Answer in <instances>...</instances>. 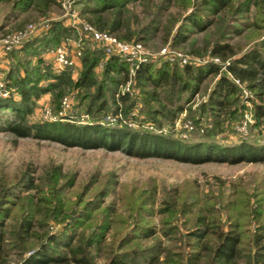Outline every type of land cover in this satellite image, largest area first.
<instances>
[{
	"label": "trees",
	"instance_id": "obj_1",
	"mask_svg": "<svg viewBox=\"0 0 264 264\" xmlns=\"http://www.w3.org/2000/svg\"><path fill=\"white\" fill-rule=\"evenodd\" d=\"M2 1L10 2L14 10H32L39 14H44L57 3L55 0H0ZM78 1L83 2L78 15L96 30L104 31L119 40L139 42L144 40L143 25H139L137 29L131 26L140 21L141 14L149 15L153 12L160 17L155 32L166 30L162 39L167 41V31L175 21L173 15L181 14L189 4L193 11L182 14L179 21L197 31L213 24L217 15L221 18L226 13H247L251 5V0H199L198 4L203 8L200 11L191 0ZM159 10H162L161 13H158ZM69 32L71 33L69 27L58 21L51 22L44 37L38 40L43 41L45 48L54 47L66 39ZM170 38L177 45L185 41L180 30ZM33 44H36L35 40L25 41L20 49H29ZM209 54L225 60L235 53L228 44L214 43ZM101 56L99 48L85 53L82 50V72L74 80L71 79V68L65 67L59 73H54L50 64H45L39 58L34 64L23 67L20 74L9 69L3 78V90L6 94L0 95V131H7L18 137L33 136L54 140L66 146L122 149L139 158L157 156L195 164L208 161L264 162V58L257 48L244 51L226 66L227 72L235 79L245 82L247 88L260 100V104H256L253 110L255 133L250 140L241 138L230 143L219 140L225 132L223 122L231 119L239 106L237 88L224 75H220L209 94L208 104L214 110V118L211 119V126H205L203 133L199 134L201 139H181L174 134V115L181 110L177 102L178 92L188 89L190 94L195 93L207 74H216L218 67L211 62L194 66L184 64L181 70L166 62L161 65L153 61L138 63L134 67L133 76L140 87L141 105L133 115L129 113V109L135 107L133 100H129L123 107L117 104L110 106L103 99L100 84L89 96L84 109L90 117L86 124L66 119L28 125L24 122L35 100L42 94L50 93L51 102H56L69 86L88 90L95 83L92 70ZM128 71L127 61L116 56L106 58L103 75L111 86L107 89L110 90L111 102L118 100L113 93ZM118 74H122L120 78L115 76ZM183 75L189 81H185ZM146 87L150 89H144ZM160 89L163 91L162 95L157 91ZM118 97L122 103L125 102L124 95ZM93 101L98 103L94 105ZM150 104L156 106L152 108L149 107ZM168 107L172 109H167ZM117 114H122L124 121L108 120L116 118ZM199 119L193 121L196 126L200 123ZM146 121L156 129L147 130L136 126L131 128L127 124L129 122L141 126ZM163 124L168 127L166 133H162ZM60 174L58 167L53 169L46 185H39L29 178L24 187L25 193L12 195L15 199L1 203L18 206L21 210L12 214V207L0 208V264H9L13 260L14 264H95L91 252L100 251L115 223L109 218L105 222L95 223L92 214L88 212V203L78 201V206L83 204L81 207L71 206L62 197V190L58 185ZM94 210L95 207L92 212ZM199 210L194 215L195 227L186 230L184 234L186 239L191 240L187 243L190 246L187 252L183 253L175 245H155L157 252L153 256L129 247L126 251H119L121 258L112 256L106 259L105 264H125L122 260L127 256L138 257L149 264H237L249 252L256 262L264 264L263 211H255L256 218L262 219L257 224V232L243 237L244 232L237 229L236 222H228L227 228L223 229L217 219L208 217L209 209L206 208L201 213H198ZM144 230L143 238H151L157 232L147 227ZM173 231L175 230L169 233ZM134 240L135 238H130L123 244L118 242L117 248H124Z\"/></svg>",
	"mask_w": 264,
	"mask_h": 264
},
{
	"label": "rangeland",
	"instance_id": "obj_2",
	"mask_svg": "<svg viewBox=\"0 0 264 264\" xmlns=\"http://www.w3.org/2000/svg\"><path fill=\"white\" fill-rule=\"evenodd\" d=\"M55 1L57 3L44 14L32 10L21 12L12 9L10 2H0V84H3L4 75L9 69L20 74L23 67L34 64L37 58L45 64H51V50L65 42L64 39L54 47L45 48L43 41L38 40L44 37L51 22L58 21L69 27L71 33L69 32L66 37L69 55L76 48L83 50V53L100 49L99 45L86 37L80 29L79 22L83 19L78 15V11L83 2L74 0L70 5L62 7L59 0ZM198 1L191 0V3H195V8L203 11ZM191 11L193 7L189 4L181 14L173 15L175 21L167 31L169 35L167 41L162 39L166 30L155 32L160 17L153 12L149 15H139L140 21L131 27L137 29L139 25H143L144 40L140 43L147 56L140 63L153 61L161 65L162 62H166L175 65L179 70L184 64L192 66L205 62L215 64L218 67L217 73L207 74L195 93L190 94L188 89L178 92L177 102L181 110L174 115L172 130L181 139H201L199 134L203 133L205 126H211V119L214 118L212 116L214 110L208 104L209 94L220 75H224L237 88L239 106L231 119L224 120L225 132L219 140L222 143L234 142L241 138L250 140L255 133L253 110L256 104H260V100L247 88L245 82L232 77L226 66L232 59L250 48L259 49L264 58V0H251L247 13H226L221 15V18L217 15L214 23L202 31L191 29L185 22L179 21L182 14ZM28 25L30 27L24 41L10 49L2 45L1 41L5 36ZM183 29L189 31L185 32ZM178 30L185 38L179 45L170 38ZM34 40L36 44L29 49H20L25 41ZM214 43L230 45L235 54L225 60L210 55L209 51ZM182 60L185 63H182ZM99 62L102 63L100 67ZM105 62L106 58L102 53L92 70L95 83L88 90L69 86L56 102H51L50 93H44L35 100L24 122L28 125L66 119L86 124L90 117L84 109L89 102V96L100 84L103 99L107 104L123 107L129 100H133L135 107L130 108L129 113L130 115L137 113L141 105V94L133 72L138 63L129 64L126 77L115 88L116 92L113 94L118 100L113 103L109 98L110 90H107L111 86L104 80L103 75ZM81 72L79 59L71 67V79L79 77ZM121 75L115 76L120 78ZM182 78L189 81L184 75ZM157 91L160 95L163 94L161 89ZM121 94L126 98L124 103L119 100L118 96ZM64 98L67 101L66 106L62 104ZM93 103L95 105L98 101ZM155 106L156 104L149 105L152 108ZM84 115H87V118H81ZM244 115L248 116V119L245 120L244 130L239 131ZM48 116L52 119H48ZM196 118H200L198 126L193 122ZM115 119L124 121L122 114L120 116L117 114L116 118H108L111 122ZM187 122L192 129L186 133V137H182L184 134L182 127ZM129 126L156 129L148 121L141 126L134 123ZM162 128V133H166L168 127L163 124ZM56 167L61 173L58 185L61 187L62 197L71 206L81 207L83 204L78 206V201L88 203V212L92 214L95 223L105 222L108 218L115 223L100 251L91 252L95 264H105L106 259L112 256L121 258L119 251H126L130 249L129 247H135L139 251H144L145 255L153 256L157 252L155 245L160 247L175 245L183 253L187 252L190 248L187 243L191 240L186 239L184 234L186 230L195 227L194 215L199 209L198 213L209 209L208 217L217 219L223 229L227 228L228 222H236L237 229L244 232L243 237L257 232V224L262 222V219L256 218L255 211L264 213V162L208 161L195 164L157 156L139 158L122 149L66 146L54 140L38 139L33 136L18 137L7 131H0V208L12 207L10 208L12 214H17L21 208L1 203L15 199L12 195L25 193L24 187L29 178L39 185H46L47 178ZM94 207L96 210L92 212ZM146 227L157 231L156 234L151 238H143L142 233ZM171 229L175 231L169 233ZM130 238L135 240L124 248H117L118 242L123 244ZM250 254V252L248 255L245 254L237 264H262L256 262ZM122 261L125 264H149L142 262L138 257L130 256ZM9 264H14V260Z\"/></svg>",
	"mask_w": 264,
	"mask_h": 264
},
{
	"label": "built area",
	"instance_id": "obj_3",
	"mask_svg": "<svg viewBox=\"0 0 264 264\" xmlns=\"http://www.w3.org/2000/svg\"><path fill=\"white\" fill-rule=\"evenodd\" d=\"M60 5L64 7V5H70L71 3L74 2V0H59ZM80 24V29L82 33L88 37L90 40L96 42L105 58L108 56H116L118 58H121L125 61H127L129 64L133 63H140L142 62L146 56L147 52L145 51L144 47L141 45L140 42L138 41H122L114 36L104 32V31H99L96 30L94 27H92L90 24H88L85 21L79 22ZM30 25L28 27L17 31L11 35L5 36L3 38L2 45L6 49H10L12 46H16L17 44L21 43L22 41L25 40V37L29 31ZM61 42L58 46L54 47L51 50L52 54V61H51V69L54 73H59L62 71L65 67H73L75 65V61L80 59L81 51L80 49L76 48L71 52V55H69L67 46L69 45L68 43ZM67 45V46H66ZM182 63H185L184 60H182ZM101 62L98 63V66H101ZM3 84H0V95H5L6 92L3 90ZM62 104L64 106L67 105V101L64 98L62 100ZM60 115V114H59ZM87 115H84V117L81 118H87ZM243 123L242 125L239 126L238 130L242 131L244 130L245 126V120L248 119V116L244 115L243 116ZM48 119L50 116H48ZM133 123H130L129 125H132ZM192 129V126L187 122L186 124L183 125L182 131L184 134H182V137H186V133H188Z\"/></svg>",
	"mask_w": 264,
	"mask_h": 264
},
{
	"label": "crops",
	"instance_id": "obj_4",
	"mask_svg": "<svg viewBox=\"0 0 264 264\" xmlns=\"http://www.w3.org/2000/svg\"><path fill=\"white\" fill-rule=\"evenodd\" d=\"M77 61H79V60H77ZM77 65H78V63H77Z\"/></svg>",
	"mask_w": 264,
	"mask_h": 264
}]
</instances>
